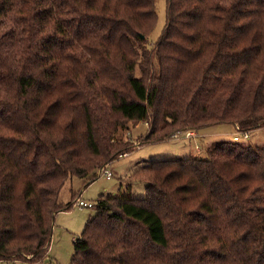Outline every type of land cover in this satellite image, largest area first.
Wrapping results in <instances>:
<instances>
[{
  "label": "trees",
  "instance_id": "trees-1",
  "mask_svg": "<svg viewBox=\"0 0 264 264\" xmlns=\"http://www.w3.org/2000/svg\"><path fill=\"white\" fill-rule=\"evenodd\" d=\"M0 0V261H42L60 194L140 145L264 128V0ZM99 196L70 264H264V146L219 142ZM132 186V185H131Z\"/></svg>",
  "mask_w": 264,
  "mask_h": 264
},
{
  "label": "rangeland",
  "instance_id": "rangeland-1",
  "mask_svg": "<svg viewBox=\"0 0 264 264\" xmlns=\"http://www.w3.org/2000/svg\"><path fill=\"white\" fill-rule=\"evenodd\" d=\"M156 6L158 19L155 29L149 36V42L152 44L160 38L166 25V0H157ZM233 128L229 125L214 126L208 130L196 132L197 136L192 139L172 137L167 141L140 145L144 134L148 131V125L144 122L131 124L126 131H121L119 136L133 142L134 150L105 166L113 173V177L107 179L105 174H102L86 189H83L82 180L74 177L63 187L60 200L67 203L72 199V193H75L76 199L96 203L102 194L107 196L127 194L131 190H133V196L144 198L145 184L138 181L128 183L126 177L134 170L148 166L153 161L205 156L209 149L223 141L238 142L242 146H264V128L251 132L250 139H245L240 134L239 141L234 140V133L238 131ZM95 213L94 208H80L74 203L69 210L61 211L56 215L49 251L42 261L28 263L19 260H3L0 264H70L74 256V239L83 232L89 217L92 218Z\"/></svg>",
  "mask_w": 264,
  "mask_h": 264
},
{
  "label": "built area",
  "instance_id": "built-area-1",
  "mask_svg": "<svg viewBox=\"0 0 264 264\" xmlns=\"http://www.w3.org/2000/svg\"><path fill=\"white\" fill-rule=\"evenodd\" d=\"M242 135L243 138L245 139H250V135H251V132H237L235 135H234V140L235 141H239L240 138H239V135ZM197 136V133L195 131H192V130H188V131H184V132H178L176 133L173 138L174 139H192L194 137ZM197 147V146H196ZM102 174H105L106 178L107 179H111L113 177V173L111 171H109L106 167H104L101 171H100V175ZM75 203L80 207V208H93V206L95 205V203L93 202H87V201H84L80 198H77Z\"/></svg>",
  "mask_w": 264,
  "mask_h": 264
},
{
  "label": "crops",
  "instance_id": "crops-1",
  "mask_svg": "<svg viewBox=\"0 0 264 264\" xmlns=\"http://www.w3.org/2000/svg\"><path fill=\"white\" fill-rule=\"evenodd\" d=\"M233 129H235V128H233ZM235 133H237V132H235ZM235 133H234V135H235ZM80 197V196H79Z\"/></svg>",
  "mask_w": 264,
  "mask_h": 264
}]
</instances>
